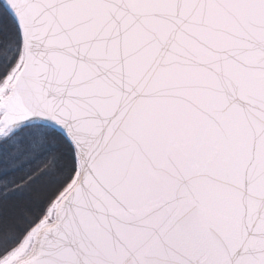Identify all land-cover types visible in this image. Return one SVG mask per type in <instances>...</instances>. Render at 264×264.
I'll list each match as a JSON object with an SVG mask.
<instances>
[{"label": "snow or ice", "instance_id": "snow-or-ice-1", "mask_svg": "<svg viewBox=\"0 0 264 264\" xmlns=\"http://www.w3.org/2000/svg\"><path fill=\"white\" fill-rule=\"evenodd\" d=\"M0 264H264V0H0Z\"/></svg>", "mask_w": 264, "mask_h": 264}]
</instances>
